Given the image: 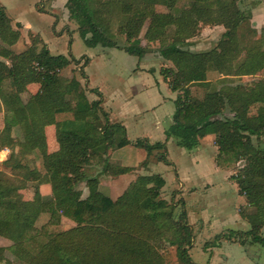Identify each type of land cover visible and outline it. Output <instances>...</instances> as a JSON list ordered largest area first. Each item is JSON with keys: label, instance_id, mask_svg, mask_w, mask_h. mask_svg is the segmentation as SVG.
I'll use <instances>...</instances> for the list:
<instances>
[{"label": "trees", "instance_id": "1", "mask_svg": "<svg viewBox=\"0 0 264 264\" xmlns=\"http://www.w3.org/2000/svg\"><path fill=\"white\" fill-rule=\"evenodd\" d=\"M159 3L167 6V22L158 21ZM65 7L86 45L119 47L138 56L147 51L139 31L149 20L148 37L160 43V55L172 62L161 66L160 72L170 88L177 90L172 121L165 129L166 139L171 137L176 144L190 149L211 131L218 145L217 165L230 168L244 161L234 177L253 207L246 215L251 227L244 233L252 236L249 241L264 244L260 232L264 224V145L260 140L264 134V109L260 114L248 113L251 103L264 104V80L250 86L229 84L231 76L253 74L264 67V49L259 48L245 53L233 68V60L242 54L238 30L248 22L250 12L245 13L237 0H187L183 4L180 0H66ZM110 17L117 19L125 35L124 44L114 38ZM202 23L222 24L224 30L215 46L192 50L187 47V39ZM19 26L12 24L0 4V56L7 60L0 58V111L5 117L0 149L17 143L11 134L13 123L24 134L40 135L37 147L46 171L42 181L50 184L53 195L39 202L22 199L18 189L26 186L28 178L38 181L39 172L21 162L19 165L18 159L23 158L18 157L19 153L10 152L2 160L14 175L0 172V235L13 241L12 253L19 264H166L149 242L152 231L159 226L179 229L181 263L197 264L188 252L192 230L186 210L181 206L177 211L157 197L164 183L161 174L137 175L126 188L130 199L112 198L97 188V177L84 178L81 168L90 158L100 161L101 172L119 174L132 169L108 162L110 147L130 143L124 125L110 120L98 89L93 88L98 97L90 100L86 87L75 76L60 74L59 70L70 62L83 59L80 69L85 77L82 67L87 56L52 53L46 44L37 48L38 35H31L30 44L16 52L10 45L20 35ZM260 32L263 36L264 28ZM212 69L220 72L219 79L227 83L210 88L212 83L205 73ZM31 82H37L39 88L25 101L21 93ZM49 123L55 125L58 148L54 151L47 150L44 138V126ZM20 143L33 149L30 144ZM145 144L161 148L158 159L170 163L165 140L151 143L145 139ZM145 163L146 160L141 162ZM18 167L26 168L21 171L25 178L21 183ZM84 179L90 198L81 197L76 188V183ZM42 214L46 218L37 224ZM62 215L76 224L63 228ZM242 234L236 233V239L245 242ZM3 250L0 246V258Z\"/></svg>", "mask_w": 264, "mask_h": 264}, {"label": "rangeland", "instance_id": "2", "mask_svg": "<svg viewBox=\"0 0 264 264\" xmlns=\"http://www.w3.org/2000/svg\"><path fill=\"white\" fill-rule=\"evenodd\" d=\"M185 1L187 0H180V2L183 4ZM239 7H241L243 10H245V13L253 11H256V9L254 10V7L259 6L261 8H259V12H257L258 16L260 18H258L260 20V25H258V30L254 33L251 31V29H255L254 28V24L255 22L251 20V16L249 17L248 22H244L242 24V26L239 28L240 30H238V35L240 36V38L238 39V46L239 43L241 42V49L239 48L240 52L242 53L241 55L237 56L234 60H233V68H237L236 66L238 65V63L243 59L244 55H245V51L247 50L248 52H253L256 49L259 50V48H263L264 49V33L263 36L261 35L260 30L262 28H264V0H237ZM26 3H31V0H25V2H23V5L25 8L28 7V5ZM187 3V2H186ZM180 5V3H179ZM45 7L47 8L48 12L47 14L49 15H41V17H37L35 16L36 14H38L35 10H27L29 12H27V14L23 13L21 14L19 17H23L22 19H25V29L26 27H34V30L39 29L40 32L42 33V36L44 37V39H47L49 42V45L51 47L52 52L53 53H67V50L70 48L71 45V41L73 38H71V40H69L70 37H74L76 42L71 45V49L69 50L70 53L77 57L76 55H81L84 52H86V50H88L87 45L83 42V39L80 37L78 31L76 30V27L71 26V29L68 31L66 30L64 27V30L59 34L60 36H57L55 39H51L52 36H55L54 31L55 29H60L62 28V26H64V16L62 15V13H64V11L61 13L60 10V6L59 5H55L53 11L51 10L52 7H50V1L46 0L45 2ZM167 6L159 3L156 5V9L158 12V21L159 22H164L166 20L169 21L170 17L167 16V13H165L167 11ZM64 8L62 7V10ZM249 9V10H248ZM255 12V14H256ZM65 14V13H64ZM24 15V16H23ZM66 16V14H65ZM114 16V15H113ZM171 16V15H170ZM172 17V16H171ZM57 19L56 21V25H52L51 23L53 22V19ZM71 20V19H68ZM27 22H30V24H27ZM74 22V21H72ZM131 22V21H130ZM258 23V22H257ZM69 24V23H68ZM253 24V25H252ZM34 25V26H32ZM110 25H111V30H113L114 34V38L116 39V41L119 44H124L125 43V35L123 33L120 32L119 30V23L117 21V19H114L112 17H110ZM206 25V24H205ZM204 23H202V25L200 26V29L197 30L196 34L192 35L195 40L194 42V46L191 47L189 45V38L187 39V45H184L185 47L187 46L188 48L192 49V50H207L210 49L211 47L215 46L218 42V40L221 37V34H217V31H211L210 33H204L201 34L200 30L202 26H205ZM27 31V30H26ZM148 31H149V20L146 19V21L143 23V25L141 26V29L139 31V36L141 39V43L144 44L146 46L147 51L146 52H155L157 54L160 55L159 53V46L160 43L157 40H151L148 37ZM242 32V33H241ZM222 33V32H221ZM191 36V37H192ZM263 38H262V37ZM258 37V38H257ZM25 38H28L27 34L24 32L23 33V37L22 39L25 40ZM260 41H259V40ZM255 40H258L257 42H255ZM58 42V46L56 48H54V45ZM70 42V43H69ZM191 42V41H190ZM48 43V42H47ZM20 44H22V41L20 42ZM43 44V42H41L39 40V42L37 43V48H40ZM18 47V46H17ZM23 47V46H22ZM90 53L94 54V59L93 61L88 64V65H83V70L86 72H92L94 73L93 77L91 78L90 82L88 83L89 85H101L102 88L104 89L106 96L108 98H110L113 94V92L115 93L116 88L121 87L122 86V82H123V78H125L126 73H127V68L126 65H124L122 63L121 60H119V55H118V51L114 48V49H110V47H103V48H98L96 46H92L89 48ZM242 50V51H241ZM120 53L124 54L127 56V52H125L124 50L119 51ZM69 53V52H68ZM83 62V59L76 63L74 61L70 62L68 66V68L62 69L61 71L59 70L60 74L68 76V77H72L75 76L78 79H81L83 81V83L85 84V79L82 78V72H81V64ZM149 63H154L155 64V60H152V62ZM171 65L172 62L170 61ZM105 67L107 69V75L106 77H104L102 74H100V70L102 69V66ZM205 76L207 79L211 80L210 82L213 84L210 85V88H214V87H220L222 84H226L227 81H222V79H219L222 74L214 69L212 70H207L205 73ZM262 77V79H261ZM264 79V67L261 68L259 70L258 73H255L253 75H235V76H231L230 77V85L233 84H237V83H241L243 85H247L250 86L251 84H256L259 82H262V80ZM118 84V85H116ZM116 85V86H115ZM29 86L31 87L30 91H27V93L23 94L21 97L23 100H27L29 98V96L33 93H35L38 88H39V84L37 82H31L29 83ZM193 86V85H191ZM86 90L88 89L87 86L85 85ZM227 109V108H226ZM228 110H226L227 112ZM2 125V124H1ZM4 125V124H3ZM16 125V127H14ZM49 125V130L51 129V131H49L48 133H45V126ZM44 126V138L46 140V144L49 145V148L47 147L48 151H54L57 150L58 148V142L56 140V136H55V125L52 123L46 124ZM3 127H0V134H1V130ZM212 133V132H211ZM11 134L14 138H16L17 142L16 144L14 143V145H10V147H7L9 149H7L5 146L2 149H5V151H1L2 149H0V160L5 159L8 154L10 152L12 153H19L18 157L23 156V158L21 160L18 159V164L21 165L23 164V166H27L28 168H34L35 170H37L40 174L39 176V180H31L30 178H28L26 180V186L18 189V191L21 194L22 199L25 200H30L33 202H39L42 199H46L48 197H52V193L51 195H47L45 193H39L37 190V185H39V183H43L44 181V177L43 175H45V168L43 166V161H42V157L40 154V150L37 147V145L40 142V135H37V140L34 142H30L29 141H25L23 138V131L22 128L19 127V125L17 123H13L12 127H11ZM213 134V142L216 145V151L214 156L216 157V154L218 152V145L216 143V141L214 140L215 136L214 133ZM31 135V134H28ZM204 135V134H203ZM202 135V136H203ZM201 136V137H202ZM216 139V138H215ZM253 142H256V138L254 136H252ZM34 140V139H33ZM261 144L264 145V134L261 135ZM27 143L30 144L33 149L30 150V148H28V145H23L20 143ZM175 148H178L179 146L176 145L174 146ZM150 159L152 158H157L158 159V155L161 151V148H156V147H150ZM5 152V153H4ZM20 152H22L20 154ZM108 155V154H107ZM167 155V153H166ZM99 159V158H98ZM177 162H178V166L181 170H185L187 167H189L190 169V165H188L183 158V162H182V157L179 155L177 157ZM147 161V160H146ZM161 161V162H160ZM159 162V166L158 168H156V170H151L149 172H145V173H137V175H142V174H152V173H159L161 174V172L159 171H165V170H161L159 167L162 166L161 164H163L164 161L160 160ZM21 162V164L19 163ZM109 162V159H108ZM166 163V162H165ZM244 161H238L237 163H235L234 165H232L230 168H227L228 170L230 169L229 174L227 175V178L230 182V184H235L238 188V190L240 191V193L244 194L240 189H239V185L237 182V179H235V174L236 172H238L239 170V166H242L241 164H243ZM143 165V164H140ZM146 165V164H145ZM201 165V162H199L197 165H195V167H198ZM96 166V167H95ZM166 169L168 172H164V176L166 177V179L168 178V184L166 179L164 178V183L162 184V186H160L159 189V193L158 196L159 198H162V200L164 201V203L166 205H173V208L175 210H179L181 208V206H183V208L185 209L184 206V200L182 198H180L182 191L184 189L185 183L182 180L176 179L175 177V169L173 168L172 165L168 164L166 165ZM95 168H102V164L97 161H94L93 159L90 158V160H88L87 162H85L82 165V172L85 175L84 178H90V177H101L102 178V183L101 185H99V178H98V184H97V188L104 192L105 194H109L111 196H113L114 198L117 197H121L124 198L126 197L127 199H130V194L127 192V186L128 184L134 180L135 178H137L138 176L136 175L135 177L132 176L131 173H125V174H119V175H110V174H106L105 172H102L104 174H100V175H96L97 169ZM205 169V167H199L198 171H203ZM26 170L25 167H21L19 169L18 167V183H21V179H25L23 178V172ZM3 171V172H2ZM11 171L14 170H10V168L7 165H4L2 163V161H0V172L4 173V174H9V175H14L13 173H11ZM30 171V169H29ZM26 172V171H25ZM31 172V171H30ZM32 173V172H31ZM98 173V172H97ZM205 175H201L203 176L202 178H206V172H204ZM99 174V173H98ZM207 176L211 179H215L216 181H220L221 179V175L215 171H208L207 172ZM134 177V178H133ZM30 179V181H29ZM81 180L78 181L76 183V188H78L81 193L80 196L83 198H90V188L89 185L86 184V181ZM132 179V180H131ZM199 180V186L201 185V178L198 179ZM24 181V180H23ZM22 181V182H23ZM41 181V182H40ZM110 182L112 184H110ZM217 184V182H214ZM48 184V183H46ZM205 184H209V183H205ZM219 184L222 185H227V182H222L220 181ZM49 185V184H48ZM50 186V185H49ZM200 188V187H199ZM198 188V190H200ZM82 189V190H81ZM217 191L220 192H224V189L221 187H217ZM184 195V193H183ZM223 193H218L217 196H222ZM187 196V194H186ZM245 196V195H244ZM196 202L198 204L203 203L204 199L201 196V194H199L197 196V200ZM253 211V207H251L246 199H245V204L243 205H239L238 207V212L239 214H241V216L247 220V212H252ZM187 214V213H186ZM45 216H43V214L41 216H39V218H37V224H39L41 221L45 220ZM248 221V220H247ZM102 222V221H100ZM60 223L62 225L63 228H69L70 226H73L76 224V222L71 219L68 218L64 215L61 216L60 218ZM101 224V223H100ZM250 223H249V227L245 230H242L240 228H224L221 231L215 233L214 235L210 236L209 238H206L205 240L201 241L198 243V241H196V244L192 246V242H193V238H194V231L192 230V238H191V245L188 246V252L190 247L192 246L189 254L192 258L193 261L197 262V264H210L209 263V259H211L210 256V250L215 247V246H219V244L222 242V240H231L233 242H238L240 244H242L244 247H247V250L249 253H251L250 257H252V259L254 260L255 263L257 264H264V244H261L260 242L256 241V242H251L249 241L252 236L250 234L244 233L247 230L250 229ZM232 231V232H231ZM239 232H243L242 234V239L245 242H241L239 240H237L236 238V233ZM260 232L263 234L264 236V224L262 225ZM219 235V237H217ZM231 236V238H228V236ZM181 232L179 229H174L171 227H156L153 231H152V236L149 240L151 246L156 249L163 257V260L166 264H182L180 261V253H179V249H178V245L181 241ZM218 240V243H217ZM13 241L7 237H2V235H0V246H2L4 248V250L2 251L1 254V258H0V264H19L20 261H18L16 259V257L14 256V254L12 253V249H11V245H12ZM246 250V251H247ZM217 255V261H220V264H251L250 261H247L244 256L242 255V253L240 252V250L235 246L229 247V246H225L223 245L220 249V251L218 253H216ZM216 255L214 257H216Z\"/></svg>", "mask_w": 264, "mask_h": 264}, {"label": "crops", "instance_id": "3", "mask_svg": "<svg viewBox=\"0 0 264 264\" xmlns=\"http://www.w3.org/2000/svg\"><path fill=\"white\" fill-rule=\"evenodd\" d=\"M50 7L53 11L55 5H59L61 10L60 12L64 16V26L60 29H55L54 34L51 39H55L59 34L64 30H70L71 26L76 27L77 25L74 20H68L67 9L65 7L66 0H49ZM23 2L25 0H0V4L5 7V10L9 17L11 18V22L14 26L19 24L20 35L18 39L10 45V47L19 52L25 49L30 44L31 35H38L40 41L45 43L46 46L49 48L50 52L51 49L49 42L47 39H44L42 33L39 29L34 30V27H26L25 19L23 20L19 17L21 14H27V10H35L38 14L35 16L41 17V15H49L47 13L48 10L45 7L46 0H31V3H26L28 5L27 8L24 7ZM62 7L64 8L62 10ZM259 6L254 7L257 12H259ZM27 11V12H26ZM256 11H251L250 16L251 20L255 22L254 28L258 30V25H260V18ZM256 12V14H255ZM24 16V15H23ZM262 19V18H260ZM57 19H53L52 25H56ZM74 21V22H72ZM258 22V23H257ZM69 23V24H68ZM30 24V22H27ZM253 25V24H252ZM34 26V25H32ZM64 27V28H63ZM27 30V31H26ZM224 30V26L222 24H215V25H205L201 27L200 33H210L211 31H217V34H221ZM26 33L28 38L22 39L23 33ZM71 45H73L76 40L72 36L69 38L71 40ZM258 38V37H257ZM189 45L191 47L194 46L195 38L192 36L189 38ZM259 40V39H258ZM258 40H255L257 42ZM22 41V44L20 42ZM260 41V40H259ZM1 42V41H0ZM48 42V43H47ZM84 42V41H83ZM142 42V41H141ZM70 43V42H69ZM67 50L68 54L70 52ZM18 46V47H17ZM23 46V47H22ZM58 46V42L54 45V48ZM98 48H103L105 46L95 45ZM88 50L81 55L87 56L86 65L90 64L94 59V54L90 53L89 48L92 46H88ZM242 45L241 42L239 43V48L241 49ZM116 49L119 55V60L122 61L124 65H126L127 73L125 78H123V82L121 83V87H117L115 93L113 92L112 96L108 98L106 93L101 85H89L91 78L93 77L94 73L82 71L85 77V84L81 79H78L82 85L87 86L86 95L88 99H95L98 97L97 93L93 90L98 89L101 93L102 99V106L108 112L109 118L112 121H119L124 125L126 136L130 140V143H127L122 146H112L108 150V159L111 164L121 165V166H130L132 169L126 171L127 173H131L132 176H136L137 173H145L151 170H156L159 166V159L152 158L150 159V147L145 144V139L148 142H154L156 140H165L166 141V149H167V158L170 160V163L161 164L159 168L165 171H159L164 176V172H168L166 169V165L170 164L175 169V177L176 179L182 180L185 183L184 189L180 198L184 200V206L187 213V220L190 224L191 228L194 231V238L192 242V246L196 244V241L201 242L206 238L214 235L215 233L221 231L224 228H240L245 230L249 227V222L244 219L241 214L238 212L239 205L245 204V196L244 194L240 193L237 186L235 184H230L227 175L230 172L226 167H221L216 164L215 161V151L216 145L213 142V134L211 131H207L204 133L202 137L199 139V143L197 146L193 148H184L178 144H176L173 138H167L165 136V129L172 121V114L175 108L174 99L176 98L177 90H172L169 86L167 79H165L161 72L160 68L163 65H171L170 60L164 59L161 55L155 52H145L141 56L135 54H127L124 55L119 51L123 50L119 47H110V49ZM125 51V50H124ZM242 51V50H241ZM126 52V51H125ZM246 50L244 53H247ZM53 53V52H52ZM80 55V56H81ZM77 58L79 55H76ZM75 57V56H74ZM0 58L5 59L3 56ZM152 60H155L154 63ZM7 61V60H6ZM84 64V65H85ZM85 65V66H86ZM87 67V66H86ZM102 69L99 71L104 77L107 75V69L101 66ZM68 68V67H65ZM64 68V69H65ZM263 68V67H262ZM261 69V68H260ZM258 69L255 73H258ZM253 73V74H255ZM82 74V73H81ZM247 74V75H253ZM65 75H68L65 73ZM246 75V74H245ZM262 79V77H261ZM264 80V79H263ZM262 80V81H263ZM118 85V84H116ZM115 85V86H116ZM252 85V84H251ZM31 87L29 84L27 85L26 89L21 93V96L27 91H30ZM264 109V104L261 101H255L251 103L248 107V113L250 115L260 114ZM5 122L4 111H0V127H3ZM2 124V125H1ZM49 125L45 126V133L51 131L49 130ZM16 127V125L14 126ZM20 127V126H19ZM23 134V138L25 141L34 142L37 140L36 134L28 135ZM34 139V140H33ZM48 144V143H47ZM178 145V148L174 146ZM49 148V145H47ZM7 148V147H6ZM2 149L1 151H5ZM9 149V148H7ZM5 153V152H4ZM182 157L184 161L190 165L185 170H181L178 166L177 157ZM143 160H147V163L140 165ZM2 161V160H0ZM161 162V161H160ZM199 162L201 165L195 167ZM96 167V166H95ZM199 167H205L203 171H198ZM97 169V168H95ZM215 171L221 175L220 181L227 182V185L219 184V180L216 181L215 179H211L207 176L208 171ZM99 174H98V173ZM96 175L104 174L101 172V168H98ZM126 172L119 173L125 174ZM206 178H202L205 175ZM110 174V173H106ZM119 174H110V175H119ZM133 177V178H134ZM99 178V185L102 183V178ZM166 179V177L164 176ZM199 178H201V185L199 186ZM132 180V179H131ZM168 184V178L166 179ZM214 182H217L214 183ZM48 182L39 183L37 185V190L39 193H45L47 195H51V186L46 184ZM209 183V184H205ZM110 184H112L110 182ZM200 187V188H199ZM217 187H221L224 189V192L216 191L218 190ZM198 188L200 190H198ZM82 190V189H81ZM184 193V195H183ZM218 193H223L222 196H217ZM187 194V196H186ZM201 194L204 199L203 203L198 204L196 202L197 196ZM109 195V194H108ZM110 197L114 198L113 196L109 195ZM4 237V236H2ZM225 246H235L237 247L244 258L247 261H250L251 264H257L254 262L252 257H250L251 253L248 252L247 247H244L242 244L238 242H233L231 240H222L219 246H215L210 250L211 259H209L210 264H220V261H217V255L221 249V247ZM189 249V252L192 248ZM247 250V251H246ZM216 255V257H214ZM252 256V255H251Z\"/></svg>", "mask_w": 264, "mask_h": 264}]
</instances>
